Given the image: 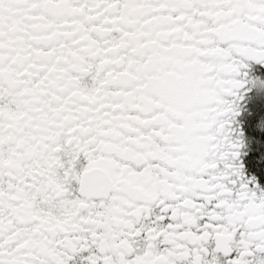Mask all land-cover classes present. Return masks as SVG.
<instances>
[{
  "label": "snow or ice",
  "instance_id": "6c2138e0",
  "mask_svg": "<svg viewBox=\"0 0 264 264\" xmlns=\"http://www.w3.org/2000/svg\"><path fill=\"white\" fill-rule=\"evenodd\" d=\"M0 264H264V0H0Z\"/></svg>",
  "mask_w": 264,
  "mask_h": 264
}]
</instances>
